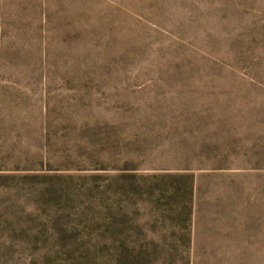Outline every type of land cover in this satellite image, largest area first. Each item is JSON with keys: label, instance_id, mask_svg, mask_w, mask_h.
<instances>
[{"label": "rangeland", "instance_id": "obj_1", "mask_svg": "<svg viewBox=\"0 0 264 264\" xmlns=\"http://www.w3.org/2000/svg\"><path fill=\"white\" fill-rule=\"evenodd\" d=\"M0 264H264V0H0Z\"/></svg>", "mask_w": 264, "mask_h": 264}]
</instances>
